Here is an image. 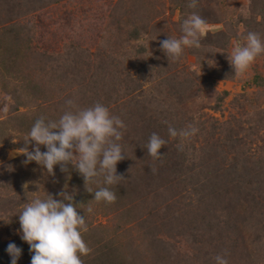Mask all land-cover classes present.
<instances>
[{"label":"rangeland","instance_id":"1","mask_svg":"<svg viewBox=\"0 0 264 264\" xmlns=\"http://www.w3.org/2000/svg\"><path fill=\"white\" fill-rule=\"evenodd\" d=\"M190 2L0 0V51H8L0 63V127L10 133L20 124L12 120L17 94L7 81L52 84L53 99L41 98L48 101L42 107L52 115L53 105L58 118L59 110H69V100L79 108L106 106L126 125L119 141L126 158L117 164L125 179L106 185L99 177L89 183L95 190L109 187L117 197L116 213L102 210L103 201L81 204L92 208L90 233L94 229L97 240L105 242L104 230H119L124 238L152 228L178 246L172 264H217V255L228 264H264V54L243 76L235 75L228 60L249 32L264 39V0H197L196 8L188 7ZM193 12L208 24L201 47L185 48L180 60L169 61L160 41L180 38L183 21ZM136 20L140 41L129 37ZM156 120L162 124L155 126ZM188 125L199 129L195 136L169 135V126ZM152 133L167 141L161 159L148 155ZM4 143L0 242L8 264L9 243L22 249L17 264H31L19 221L25 205L50 190L57 200L62 191L75 197L87 190L72 166L59 178L65 184L49 187L53 175L34 161L28 163L33 164L26 182L17 179L16 169L27 157ZM229 203L236 204L234 210ZM255 203L259 212L253 215ZM243 208L245 216L230 219Z\"/></svg>","mask_w":264,"mask_h":264},{"label":"clouds","instance_id":"2","mask_svg":"<svg viewBox=\"0 0 264 264\" xmlns=\"http://www.w3.org/2000/svg\"><path fill=\"white\" fill-rule=\"evenodd\" d=\"M188 7L196 8L197 0H191ZM208 29L207 21L193 12L181 25L180 38L169 37L160 41L161 50L169 61L180 60L185 48L201 47V37ZM246 43L237 45L228 55L230 65L236 76L245 75L255 63L257 57L264 54V39L258 33L249 32L244 38ZM66 110L59 120L35 121L26 138L25 147L17 149L18 154L27 157L25 164L35 161L55 175V167L68 172L71 165L83 177L87 192L93 193L89 183H98L103 177L106 185L118 184L125 177L117 173V164L126 158L119 141L123 138L124 122L109 109L96 103L94 106L79 108L74 101H67ZM199 129L188 125L177 130L169 126L171 137L187 139L195 136ZM15 143V141H13ZM29 150V145H33ZM167 141L157 133H152L146 149L153 159H161V149ZM45 146L47 151H41ZM28 187L27 184L24 188ZM65 188H67L65 186ZM96 202L114 203L116 194L109 187H100L94 193ZM59 200L48 194L46 198L31 199L19 214L21 239L30 246L31 264H84L82 257L91 253L83 234L88 231L86 215H81L76 207L74 195L66 190L59 193ZM91 213L92 208L88 207ZM7 251L12 257V264L22 255V249L15 243H9ZM217 264H228L223 256L215 257Z\"/></svg>","mask_w":264,"mask_h":264},{"label":"trees","instance_id":"3","mask_svg":"<svg viewBox=\"0 0 264 264\" xmlns=\"http://www.w3.org/2000/svg\"><path fill=\"white\" fill-rule=\"evenodd\" d=\"M131 22V20H130ZM129 22V23H130ZM141 22L140 20H136V22L131 27L130 30V40L133 41H140V33H141ZM142 46H145L144 44ZM8 51H0V63H2L1 56L5 54ZM4 71V70H3ZM0 70V74L3 72ZM5 71H8L5 69ZM5 86L11 87L13 90L12 93H16L14 95L15 99L17 100V105L14 109L15 113L17 115L13 116L12 120L20 123L17 128L13 127L12 132L10 133H3L5 132V129L1 130L2 127H0V142H5L3 145H6L9 148H22L25 147L24 139L26 138L27 134L29 133L31 127L35 123V121L41 117L45 118V120H59L58 116H54V106L52 105L53 114L51 115L49 113V108H44L42 105L47 104V100L50 98L53 99V96L51 95V86H45V85H39L38 83H34V81H31L29 84H21L16 85L11 84L9 81L4 83ZM15 86V87H14ZM41 98L47 99L46 102H42ZM53 102V101H52ZM22 104L25 106V109L22 111L19 108V104ZM61 114V110H59ZM151 120V119H150ZM156 124H162V121L160 122L158 120L155 121ZM17 135L18 139L14 140L12 135ZM10 135L11 137L9 138ZM15 141V143L13 142ZM145 142H147L145 140ZM148 143V142H147ZM34 145V142H33ZM33 145H29V148ZM45 147V146H44ZM47 151V149H45ZM35 162V161H34ZM33 164V163H32ZM29 164L20 165L16 169V178L20 179L21 181H25V177L27 175H30V167ZM68 168H71V165L68 166ZM43 170H46L45 168ZM59 173L56 176H53V180L49 181V187H51L54 184H57L58 181L60 184H65L61 182V176L63 174H66L68 172H62L60 166H58ZM73 171V170H72ZM71 172V171H70ZM69 172V173H70ZM60 178V179H59ZM21 181L19 183H21ZM23 182V183H24ZM262 182H258L257 184H261ZM95 189H92V192L94 193ZM89 193L87 191H83L82 193L77 192L75 193V201L73 203L76 204V207L78 208V211L81 213V208L83 207L82 212L85 210L87 212V207L81 206L82 203H92L95 200L94 194ZM48 194H51V190L48 191ZM46 198V196H43V199ZM61 198V197H60ZM223 198V196H222ZM257 203V202H256ZM251 205L252 210L251 213L253 215L258 214V210L255 208V205ZM114 203H111L109 206L105 202V206L102 210H111L113 213L117 212V208L114 205ZM230 206H228L229 209L234 210L236 207L235 203H229ZM241 207V206H240ZM244 207V206H243ZM240 212H237L236 215L233 218H230L231 220H234L236 216L244 215L247 213L246 209ZM101 213V212H99ZM229 213V212H228ZM92 212L90 213V217L86 219L87 226H91V222H93V217H91ZM230 214V213H229ZM84 215V213H83ZM231 215V214H230ZM98 230V226L96 227ZM92 233H90L89 228L86 233L83 234V238L86 241L87 245L92 249L91 253L87 256L82 257L84 260V264H172L173 260V252L178 247L177 245H172L170 242H166L159 237L156 236V233L152 230V228H148L145 230L140 231L138 234H135V236L128 235L124 238H120V235L123 232H120L119 230H113V231H102L105 234V237H107V241L101 242L100 240H97V237L95 236L96 232L94 229H90ZM170 232V231H167ZM161 234V233H160ZM168 234V233H166ZM171 236V235H170ZM128 237V238H127ZM264 250V248H261ZM0 264H8L7 258L5 256L4 250L2 248V243L0 242Z\"/></svg>","mask_w":264,"mask_h":264}]
</instances>
